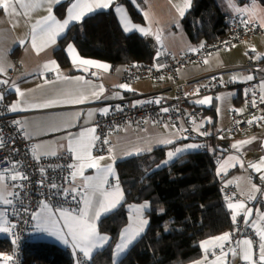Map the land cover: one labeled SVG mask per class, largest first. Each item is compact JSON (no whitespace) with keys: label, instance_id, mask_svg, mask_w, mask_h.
<instances>
[{"label":"crops","instance_id":"obj_1","mask_svg":"<svg viewBox=\"0 0 264 264\" xmlns=\"http://www.w3.org/2000/svg\"><path fill=\"white\" fill-rule=\"evenodd\" d=\"M72 2L73 0H60V3L51 5L53 9V15H55L58 20H63L64 18H66L67 8L70 6ZM183 2L184 0H142L143 7L141 9H138L141 16L144 19V22L141 24L132 22L126 7L122 5H115V6H121L126 11L128 19L130 20L132 26L143 27L146 30H150L148 35H143L135 30L125 32L123 30V26L120 23L119 17L115 12L114 5L109 9L96 10L95 12L86 15L79 23L73 22L72 24H70L69 28L73 25L80 24L84 19H86L87 17L93 14L100 12H107L111 10L113 11L124 33L137 34L140 37L144 38L149 43V45L154 50V52L159 48H165L166 51H168L170 54L174 56H180L186 52H193L191 49L193 48L197 49L201 45V43L198 45L192 44L189 41L184 31L181 22L191 6L186 10L185 15L183 17L179 15L176 7H174V5L177 6L182 5ZM64 3H68V4L64 9L63 17L58 18L56 15V9ZM231 3L234 4L237 8L245 7L251 4V2L238 4L236 0H231ZM191 4H192V0H191ZM223 4H224L223 8L225 12L223 11L222 12L227 16V23H229L230 19L233 16H241L239 14H236L233 11V9L229 6V0H224ZM257 4L260 7H262L259 3ZM48 6L49 5L45 3L43 7L38 9L32 15L31 20L29 21H26L23 17H9L7 15H4L2 12H0V66L4 68L3 74H0V80L11 79L9 85L0 84V92L2 87L4 85H7L6 96H7L8 109H10V106L13 104H18L19 109H21L15 112L10 110L9 111L14 115L18 116L17 118L14 119V123L16 124L17 128L21 131V133L26 138L34 141L32 147V154L34 156L44 158V157H53L61 154H68L72 158L71 165H76L78 162L73 158L72 153H70L68 150L69 141H75L76 139L79 138L81 132L93 128L94 121L98 116L106 115L110 112L109 106L103 105L104 103L111 100L123 99L127 96H132V95L151 94L158 89L167 87L169 84H171L173 78L164 77L163 79L160 80H151L147 78H142L136 80L131 84H127L122 80L123 73L125 70V65L112 66L105 62L92 60L96 63L108 65L109 67L107 71L95 67L74 65L72 63L71 57L67 53V47L69 44L66 45L64 49V53L69 62V67L61 68L54 57V53L57 51L59 47V41L66 35L69 28L66 29L64 33H62L60 36L57 37L55 44L50 45L44 51L39 52V54H37V52L33 50L31 46L30 28L28 25L30 23H34L36 19H39L40 17L46 15L47 14L46 8ZM243 17L247 19V16H243ZM253 23L259 25L258 22H253ZM157 34L160 37L159 41L156 39ZM21 41H23L24 43L21 44L20 43ZM240 43L242 42H239L237 44ZM233 47L231 49H233ZM231 49L225 52L223 56V58L227 61L228 64L237 66L236 63H239V65L242 64L244 65L252 62L258 65L260 71L262 72V74H264V68H262L260 64L256 63L252 59V57L259 52L261 54V61L264 62V38H262V41H259L256 45H254V47L251 50H247L245 53H243V55H241L238 52V55L242 56L240 62L236 61L235 49L234 50ZM76 52L78 54L77 50ZM223 58L217 54H214L206 57L203 60V62L200 64H190L189 66L178 72L177 83L183 82L185 79L197 75H202L216 71L220 67H223L220 65L223 62ZM82 59H86V58H82ZM50 61L56 62V69L49 70L44 68V65ZM204 61H207V63H204ZM248 75L253 76L254 79V74L243 73V75H241V77H243V81L234 82L237 84L232 83L233 85L236 86L235 88H237L238 90L234 105L236 109L243 106L242 102L240 101L239 88L242 85H245L252 81V80L247 81L245 79ZM65 77L67 79H64ZM77 77H80L82 79L77 80L76 79ZM262 83H264V81H261L258 84L260 96L264 95V91H262L261 89ZM121 84L128 85L132 90L128 91L119 88L118 86ZM101 87L103 88V93L99 94L98 98L96 96L91 95L93 91L99 93V89ZM16 88H19L20 91L24 93V95L23 96L18 95ZM81 94H85L88 97V99L84 103L71 102L74 99H77ZM174 98H175L174 92H169L158 96L156 100L163 99L170 101L173 100ZM195 101H197V99L190 102L189 107L199 108L198 106L194 105ZM221 102L222 100L219 99V103ZM138 103L140 102H134L133 104H138ZM219 103L215 105V108H210V109L215 110L216 107L219 105ZM105 108L108 109V112L106 114L102 112V110ZM205 110H209V109H205ZM90 113L91 115H89ZM233 113H236L235 110L231 111L230 117ZM213 118L215 119V116ZM17 121L19 123H16ZM202 130L203 129H200L199 132H201ZM216 134L218 133L215 132L209 134V136H214ZM255 134L258 133L257 132L251 133L242 138H247ZM199 138L200 137L198 138L187 137L183 132L178 131L174 127V125L162 127L154 124H147L145 129H140V130H135L129 125L121 127L117 131V133H115L111 138V140L114 142L113 149L111 150V152L104 155L103 156L104 159L100 161L102 167L111 164L114 168L115 175L108 176V184L105 185L106 189L111 190L113 186L118 184V177L115 168V164L117 162L125 160L127 158L142 156V155H147L148 158H152L154 156L155 151L164 149V153H165L164 163L165 161H167L168 163L169 161L174 160L184 154L200 151L202 147V143L198 140ZM168 139L172 140L173 142L171 144L162 143V141ZM190 141H197V143L195 144L190 143ZM189 144L198 145L199 147L184 151L171 160L168 159L167 153L169 151H175L176 148H184ZM91 154L93 157H96L93 154V147L91 150ZM110 156L112 157L111 159H109ZM221 165H224L223 170H221ZM71 169H72L71 172L75 171L74 167H72ZM215 173L219 178L227 177L226 180L223 182L222 187L226 189L227 188L232 189L238 195H240L243 199L242 202H244L247 207L252 208L253 210L250 220L258 221L259 220L258 213L264 214V192L260 190V183L254 180V178H252L250 173L244 167L243 161L240 158L239 154H237L236 152L224 154L216 166ZM10 174L11 173H5L6 176L5 183L8 180H10L7 179V177ZM96 175H97L96 169L86 168L84 170V176L95 177ZM70 181L72 187H77V190H79L81 197V207H80L81 209L84 206L83 197L86 194L84 191H82L83 180L81 177L77 176L74 182L72 181V178ZM253 186L258 188L260 191L253 192L252 191ZM119 188L123 194V199L120 201V203L117 205V207L114 210L100 217V219L97 221V229H99L98 228L99 222L104 217L117 211L123 204L125 197L120 185ZM250 196H254L255 198L250 199L249 198ZM94 199H96V197H94ZM144 204L145 203H140V205L138 204V206H136L137 204L127 205L128 214L130 215V213L132 212L131 211L132 206L139 207ZM0 208L1 211H3V207L0 206ZM146 209L147 208H144L143 211H145ZM227 209L232 216L231 210L228 207ZM52 210H53L52 212L53 218L58 220L59 218V213L57 211L58 209H52ZM79 210L76 212L70 210L67 211H69L72 214H78ZM37 211H40V209H38ZM238 217L244 218L243 214H241ZM59 226L62 227V221H59ZM257 226L264 228V222H259ZM247 227L255 230V228L251 224H247ZM99 233L101 232L99 231ZM6 234L7 233H0V236L6 237ZM242 239H249V238L243 237L240 240ZM30 241L53 243L61 248L68 249L70 252L73 253L72 247L70 245L64 244L55 235H49L47 232L38 230L36 227V221H34L32 227ZM108 244L105 245L103 249H105L108 246ZM103 249H100L97 252L102 251ZM200 250L202 255L198 260H202L205 256V253L202 251L201 248ZM219 253H220L219 248L210 249L209 252L207 253L208 260L210 261L215 259V255H218ZM81 259L83 260L84 258ZM227 259H228V264H234L235 259L237 263L244 264V262L239 258V256L233 258L231 253H229ZM196 261H193L188 264H195Z\"/></svg>","mask_w":264,"mask_h":264},{"label":"trees","instance_id":"obj_2","mask_svg":"<svg viewBox=\"0 0 264 264\" xmlns=\"http://www.w3.org/2000/svg\"><path fill=\"white\" fill-rule=\"evenodd\" d=\"M236 1L238 4L252 2ZM256 2L264 7V0ZM67 4L56 9L58 18L63 17ZM115 5L126 7L132 22H144L138 10L143 7L142 0H115ZM181 23L189 41L195 45L215 41L228 28L227 16L217 7L216 0H192ZM70 43L82 58L112 66L130 63L147 66L154 55L144 38L122 31L111 10L93 14L68 29L54 53L61 68L69 67L64 49ZM204 113L215 116L213 109H204ZM204 141L200 139L202 147ZM207 143V151L201 147L200 151L168 163H164V149L155 151L152 158L142 155L117 162L115 168L124 202L98 224V230L110 238L108 246L95 253L91 261L81 259V264H111L113 244L127 223L130 204L148 203L144 214L148 223L145 232L118 264H188L201 257V241L230 232L234 223L222 187L227 177L219 178L215 173L223 154L215 150L213 136L208 137ZM13 252L7 235L0 237V253L13 256ZM78 255L83 258L82 254ZM21 259L22 264H77L68 249L49 242H32L30 238L22 249Z\"/></svg>","mask_w":264,"mask_h":264},{"label":"built area","instance_id":"obj_3","mask_svg":"<svg viewBox=\"0 0 264 264\" xmlns=\"http://www.w3.org/2000/svg\"><path fill=\"white\" fill-rule=\"evenodd\" d=\"M242 18L245 19L241 16H233L228 23L224 36L213 42L203 44V47H198L196 52H186L180 56H174L165 48H159L154 52L149 65L143 66L136 63L125 65L122 80L127 84L142 78L160 80L164 77H171L173 79L167 87L158 89L151 94L132 95L104 103L103 105L109 106L110 112L98 116L94 121V135L97 139L94 141L93 154L96 157L108 154L109 149L112 150L114 147V142L111 140L112 136L126 125L135 130L145 129L147 124L162 127L174 125L178 131L183 132L187 137L198 138L192 133L189 124L190 122H199L204 111L189 107L190 102L206 95L215 97L221 90L217 78L222 74L238 71L254 74V79L250 83L239 88L244 111L241 114L233 113L229 124L219 136L215 135L213 138L216 139V142L231 141L256 133V129L264 128V102L261 101L258 88L259 82L264 81V74L258 65L251 62L244 66L223 68L185 79L182 84L177 83L178 72L190 64H200L214 52L228 51L239 42L264 36L263 27L256 23L245 25L241 22ZM6 81L9 85L11 79ZM7 85H4L0 92L3 97L0 99V139L3 141V146H0V172L8 168L9 173L19 172L27 176L26 180H8L6 182L8 185L16 183L23 185L22 191L21 189H14V191L20 192V198H13L14 207L7 209L10 222L16 227L11 235L6 234L11 243L14 239L16 240L15 244L12 243L14 248L12 264H22V249L30 238L34 224L31 213L40 209L41 201L48 203L52 209L76 212L81 207V197L79 190L75 195L69 192V195L65 197L63 194V189L70 190L72 188L70 181L72 169L69 167L72 164V158L70 155L61 154L40 158L32 154L34 141L21 133L14 123V119L18 116L8 109ZM227 87L231 89L236 86L229 83ZM169 92H174L175 98L173 100H156L158 96ZM253 101H255V106H253ZM134 102L140 103L133 104ZM163 109H168V111L165 112ZM208 137L209 135L205 134L203 138L198 139L199 141L200 139L205 140L202 147L203 151L208 150ZM13 163L16 165L14 169L12 168ZM53 184L56 185L55 188L52 187ZM223 192L226 202L243 201L242 197L232 189L224 188ZM230 234L232 243L226 245L225 250L236 248V242L247 237L253 241L254 250L258 251L259 240L256 231L247 227L243 217L237 218ZM234 264L241 263H237L235 259Z\"/></svg>","mask_w":264,"mask_h":264},{"label":"snow or ice","instance_id":"obj_4","mask_svg":"<svg viewBox=\"0 0 264 264\" xmlns=\"http://www.w3.org/2000/svg\"><path fill=\"white\" fill-rule=\"evenodd\" d=\"M115 0H73L70 6L67 8V16L63 20H58L53 15V9L51 5L60 3V0H0V12L9 17H23L26 21L31 20L32 15L46 3L49 5L46 8L47 14L36 19L34 23H30L31 46L33 50L39 54L44 51L50 45L56 43L57 37L65 32L73 22L79 23L86 15L95 12L96 10H106L114 5ZM191 6V0H184L182 5H174L177 12L181 17L185 15L186 10ZM229 6L233 9L236 14L247 16V19H241V22L245 25L253 22H258L261 27H264V7H260L256 0H252L250 5L245 7L237 8L229 0ZM115 12L117 13L120 23L123 26L125 32L138 31L143 35H148L150 30H146L143 27H134L131 25L128 19L126 11L121 6H115ZM156 39L159 41L160 37L157 34ZM21 44L24 42L21 41ZM203 44H201V48ZM196 52L197 49H191ZM67 53L71 57L74 65H83L88 67H95L108 70V65L96 63L92 60L82 59L76 52L73 45L69 44L67 47ZM207 63V61H204ZM44 68L49 70L56 69V62L50 61L44 65ZM4 68L0 66V74H3ZM64 79H67L66 77ZM77 80L82 78L77 77ZM236 79V77H233ZM247 81L253 80V76L248 75L245 78ZM8 81L0 80V84H7ZM121 89L131 91L132 89L126 85L121 84L118 86ZM261 89L264 91V83L261 84ZM17 94L23 96L24 93L16 88ZM103 93V88L99 89V93L93 91L92 96L98 98L99 94ZM0 99H3L0 96ZM88 99L87 95L81 94L77 99L71 101L72 103H84ZM209 97L197 100V104H206L210 102ZM219 99V98H218ZM261 101L264 102V95L261 96ZM255 106V101H253ZM10 111L21 110L18 104L10 106ZM167 112L168 109H163ZM104 114L108 112L105 108L102 110ZM91 115V113L89 114ZM16 123H19L18 121ZM251 123V122H250ZM95 129L91 128L80 133V136L75 141H69V152L72 153L73 158L78 162L76 165H69L70 168L74 167L75 171L71 172V178L74 182L77 176L83 180L82 191L86 194L83 197V208L79 210L78 214H72L67 210L58 209L59 218L58 220L53 218V210L49 207L48 203L41 201L40 211L32 212L31 219L36 221V227L38 230L47 232L49 235H55L64 244L70 245L73 249V255L76 257L77 264H81V257L86 261H91L94 253L98 250L103 249L109 242V236L99 233L97 229V221L100 217L108 212L114 210L120 201L123 199V194L119 188V185H115L111 190L106 189L105 185L108 184V176H114L113 166H101L100 161L104 159L101 157H93L91 154L94 141L97 137L94 135ZM173 141L168 139L162 141L164 144H171ZM250 141H241L240 144H247ZM0 146H3V141L0 139ZM240 145H233V148L239 149ZM199 147L198 145L189 144L184 148H176L175 151H169L167 153L168 159L171 160L178 156L184 151ZM111 152V149H109ZM139 151V150H137ZM54 154V153H53ZM112 157L110 156L109 159ZM167 163V161H165ZM16 165L13 163L12 168ZM250 167L255 171L260 172L264 169V157H261L258 163L250 164ZM86 168L96 169L97 175L95 177L84 176V170ZM224 165H221L223 170ZM9 169L5 168L0 172V206L5 210L0 211V233L12 234L13 229L16 227L15 224L10 222L9 214L7 209L14 207V199L20 198V192L14 191V189H23V185L16 183L8 185L5 183V173H9ZM43 171V170H41ZM219 174V173H218ZM7 179L12 181L26 180L27 176L14 172L11 173ZM264 179V177H262ZM56 187L55 184L52 185ZM253 192L260 191L258 188L253 186ZM71 194H77V187L69 189H63L65 197ZM96 197V199H94ZM250 199H254V196H250ZM148 205L144 204L139 207L132 206L131 211L135 213L134 216H130V223L125 227L119 234V240L115 244L111 253V264H118L121 257L125 256L130 247L136 242V240L142 235L145 227L148 223L147 220L143 219L142 211L147 208ZM227 207L231 210V219L233 223L237 222V217L243 214L245 224H251L256 231L259 239L258 252L254 250L253 241L251 239H242L236 242V248H228L225 250L226 244H231V234L224 233L222 235L213 237L211 239L201 242L200 248L205 253L202 260H198L195 264H228V255L231 253L232 257L239 258L244 264H264V228L258 225L259 222H264V214H259V220H250L252 216V208L246 206L244 202H231L229 201ZM27 212V209H25ZM59 221H62V227L59 226ZM66 230V231H65ZM13 244L16 243L14 239ZM219 248L220 253L215 255V259L208 260L207 253L210 249ZM13 256L0 253V264H11Z\"/></svg>","mask_w":264,"mask_h":264},{"label":"rangeland","instance_id":"obj_5","mask_svg":"<svg viewBox=\"0 0 264 264\" xmlns=\"http://www.w3.org/2000/svg\"><path fill=\"white\" fill-rule=\"evenodd\" d=\"M223 3H224V0H216L217 7L221 11L225 12L224 11V8H223V6H224ZM262 38H264V36H257L254 39L245 40L244 42H242L240 44H236L233 47V49H231V50H234L235 49L236 61L237 62H240L241 61V57H242V56H239L238 55V52L241 55H243V53H245L247 50H251L254 47V45H256L259 41H262ZM225 52H227V51H217V52L212 53L211 55L217 54V55H219L220 57L223 58ZM252 59L256 63L260 64L262 68H264V62L261 61V54L259 52L256 55H254L252 57ZM236 64H237V66H244V65H246V64L239 65V63H236ZM220 65L223 66V67H220L217 70H220V69H223V68H228L229 66L230 67H236V65H230V64H228L227 61L224 58H223V62ZM243 73H245V72H239L238 71V72L225 73V74L220 75L217 78V81H218V85L221 88V90L217 93V95L215 97L210 96V95H206V96H203V97H200V98L197 99V100H201V99H204L205 97L211 98L210 99V102L209 103H206V104H197V103H194V105L198 106L199 109H202L203 111H204V109L215 108V105L217 103H219V99H221L222 102L219 103V105L214 110L215 111V119L210 114H203V116L201 117V120L199 122H190L189 127L192 129V133L193 134H195L196 136H198L200 138H203V136L205 134L206 135H209V134H212V133H215L216 132V133H218L216 135L219 136L221 134V132L225 129V127L230 122V114H231V111L232 110H235V112L238 113V114H241L244 111V106H242V107H240L238 109H236V107H234V105H235V98H236L237 93H238L237 88L229 89L227 87V85L230 82H231V84L232 83L233 84H237V83H234V82H237V81L238 82H241V81H243V77H241V75H243ZM233 77H236V79H233ZM153 83H155V82H153ZM180 84H182V82H180ZM194 108H196V107H194ZM200 129H203V130L201 132H199ZM262 131H264V130H261L260 132H262ZM242 139H244V138H242ZM190 143H194L195 144V143H197V141H190ZM231 143H232V146L240 143V138L231 140ZM222 157L223 156H221V158ZM143 203L148 204L147 202H143ZM132 205H134V204H132ZM136 206H138V204ZM146 210H148V207H147ZM0 211H1V208H0ZM145 211H142V216H143V214H144ZM134 215H135V213H133V212H131L130 215L128 214L127 223L122 228V230L125 227H127L128 224L130 223V216H134ZM143 219L147 220V218H144V216H143ZM146 227H147V225H146ZM145 230H144V232H145ZM121 231H120V233H121ZM118 240H119V235H118L116 241L113 244V248H114L115 244L118 242Z\"/></svg>","mask_w":264,"mask_h":264},{"label":"water","instance_id":"obj_6","mask_svg":"<svg viewBox=\"0 0 264 264\" xmlns=\"http://www.w3.org/2000/svg\"><path fill=\"white\" fill-rule=\"evenodd\" d=\"M241 141H250L247 144H236L240 145L239 149L233 148L231 141L221 140L216 142L215 150L221 154H229L236 152L239 154L240 158L243 161L244 167L250 173L252 178L260 183V190L264 192V169L260 172L255 171L250 167L252 163H258L261 157H264V131L250 137L240 139Z\"/></svg>","mask_w":264,"mask_h":264}]
</instances>
